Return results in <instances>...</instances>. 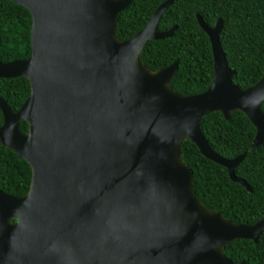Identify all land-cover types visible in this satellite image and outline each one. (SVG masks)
I'll return each instance as SVG.
<instances>
[{
  "label": "water",
  "instance_id": "1",
  "mask_svg": "<svg viewBox=\"0 0 264 264\" xmlns=\"http://www.w3.org/2000/svg\"><path fill=\"white\" fill-rule=\"evenodd\" d=\"M12 1L32 13L33 50L0 59V78L24 76L31 93L16 111L0 97V139L30 164L32 181L23 196L0 188V264H247L223 247L258 242L264 218L235 223L203 205L181 158L190 140L253 190L235 172L246 153L218 154L201 128L211 112L229 120L241 110L256 127L252 147L264 142V75L246 89L234 84L220 41L225 22L211 27L197 14L214 77L204 92L182 95L171 87L178 59L156 71L140 60L149 40L177 29L158 30L174 0L125 40L117 21L131 0Z\"/></svg>",
  "mask_w": 264,
  "mask_h": 264
},
{
  "label": "trees",
  "instance_id": "2",
  "mask_svg": "<svg viewBox=\"0 0 264 264\" xmlns=\"http://www.w3.org/2000/svg\"><path fill=\"white\" fill-rule=\"evenodd\" d=\"M166 0H131L117 21L116 33L125 40L143 29L157 8ZM197 14L213 27L221 18L225 23L220 41L229 66L236 70L234 84L246 89L264 75V0H174L158 24L160 32L174 26L170 37L149 40L140 60L152 71L179 60L171 87L182 95L204 92L214 77V55L210 37L201 27ZM33 17L25 6L12 0H0V59L3 62L28 59L33 50ZM31 93L30 80L24 76L0 78V97L18 110ZM264 112V101L262 102ZM3 113L0 109V126ZM26 133L27 121H20ZM202 131L212 149L226 158L246 153L236 167L252 191L233 181L228 169L205 157L190 141L182 143L181 158L193 172V185L199 201L209 209L222 211L225 218L240 224H254L264 218V142L253 148L256 127L241 110L226 120L214 111L201 121ZM30 164L6 147L0 139V188L23 196L30 189ZM226 256L238 263L264 264V232L258 242L237 238L223 247Z\"/></svg>",
  "mask_w": 264,
  "mask_h": 264
}]
</instances>
